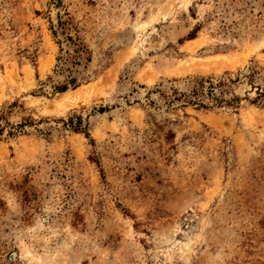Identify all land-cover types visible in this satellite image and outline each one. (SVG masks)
<instances>
[{
	"label": "rangeland",
	"instance_id": "rangeland-1",
	"mask_svg": "<svg viewBox=\"0 0 264 264\" xmlns=\"http://www.w3.org/2000/svg\"><path fill=\"white\" fill-rule=\"evenodd\" d=\"M263 87L264 0H0V264H264Z\"/></svg>",
	"mask_w": 264,
	"mask_h": 264
},
{
	"label": "trees",
	"instance_id": "trees-1",
	"mask_svg": "<svg viewBox=\"0 0 264 264\" xmlns=\"http://www.w3.org/2000/svg\"><path fill=\"white\" fill-rule=\"evenodd\" d=\"M234 80L231 78H221L218 80H203L194 87L187 97V102L195 105L199 109H207L208 102L217 106H233L236 99L231 95V85ZM255 101H264V87L256 91ZM206 102V103H205Z\"/></svg>",
	"mask_w": 264,
	"mask_h": 264
},
{
	"label": "bare ground",
	"instance_id": "bare-ground-1",
	"mask_svg": "<svg viewBox=\"0 0 264 264\" xmlns=\"http://www.w3.org/2000/svg\"><path fill=\"white\" fill-rule=\"evenodd\" d=\"M191 43V42H190ZM192 43H195V45H193L192 47L195 48L198 46V43L196 44V42L192 41ZM221 57V58H220ZM224 56H214V61H217L216 59H219V61L221 63H225L226 60L223 58ZM235 61L231 62V64H234ZM224 65V64H223ZM90 92V89L88 88V86L83 87V88H79L77 90H75L72 94H70L69 96L66 97L65 101L66 102H74L76 100H78L81 97H84L85 95H88V93ZM65 95V94H64ZM68 95V94H67ZM64 99V98H63ZM62 101V99H61ZM64 102V100H63ZM78 102V101H77ZM78 104V103H77Z\"/></svg>",
	"mask_w": 264,
	"mask_h": 264
}]
</instances>
